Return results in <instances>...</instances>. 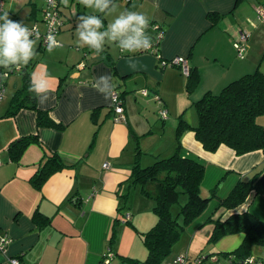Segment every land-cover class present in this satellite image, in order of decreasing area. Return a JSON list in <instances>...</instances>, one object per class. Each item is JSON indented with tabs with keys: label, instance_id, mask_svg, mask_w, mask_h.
Here are the masks:
<instances>
[{
	"label": "crops",
	"instance_id": "1",
	"mask_svg": "<svg viewBox=\"0 0 264 264\" xmlns=\"http://www.w3.org/2000/svg\"><path fill=\"white\" fill-rule=\"evenodd\" d=\"M27 5L33 8L29 18L37 19V0H27ZM125 10L142 12L150 24L164 29L160 55L166 61L186 58L200 73L199 85L188 95L187 78L180 69L171 65L162 68L154 54L131 56L138 66L130 70L126 64L130 54L121 53L114 44L106 45L99 56L87 47L77 46L83 50L81 59L76 58L80 66L76 69L78 64L74 60L72 72L51 75L56 78L52 81L55 99L44 108L37 104L39 110L48 112L54 122L63 125L62 130H56L38 127L36 111L29 109L14 117H2L22 85L17 73L18 81L7 80V98L0 101V238L8 236L10 243L6 252L0 251V264H11V259H18L21 264H102L116 221L120 224L130 219L140 228L130 213L128 201H124L131 189L138 186L131 180L137 143L143 152V166L152 164L157 156L173 155L178 145L179 117L183 115L195 126L197 123L186 116L194 102L207 92L218 94L232 81L261 66L254 48L258 24L264 22L259 14L264 11V0H131ZM60 13L62 21L64 16L70 19L63 11ZM76 13L78 17L83 15ZM105 18L106 26L111 21L110 17ZM148 32L151 37L155 34L151 28ZM241 32L248 35L244 59L237 57L233 47V39L236 42ZM42 50L39 43L37 52ZM105 74L111 75L114 91L124 94L125 121L115 120L112 96L105 100L94 87L96 79ZM144 90L149 93L147 97L143 96ZM162 108L168 110L166 120L160 116ZM30 135L38 136L41 145L31 144L19 160L13 161L9 145ZM181 146L183 157L197 158L206 168L218 169L216 180L202 184V195L229 180L225 182V196L218 188V196L225 198L240 179H249L248 176L264 169L263 150L238 156L222 145L217 152L210 153L191 130L182 135ZM52 153H58L67 167L48 178L39 190L31 179L46 155ZM72 196L75 198L70 201ZM259 197L264 202V196L252 194L236 212L250 211L264 220V205L261 212L253 209ZM78 199L81 207L76 206ZM152 203L154 211L153 200ZM36 212L50 218L51 223L39 227L34 221ZM221 214L230 213L221 210L216 218ZM240 236L239 243L243 238ZM146 255L147 252L138 260H144ZM252 255L253 259L263 261L264 247H253Z\"/></svg>",
	"mask_w": 264,
	"mask_h": 264
},
{
	"label": "trees",
	"instance_id": "2",
	"mask_svg": "<svg viewBox=\"0 0 264 264\" xmlns=\"http://www.w3.org/2000/svg\"><path fill=\"white\" fill-rule=\"evenodd\" d=\"M117 1L114 0V3ZM59 7L60 0H57L58 11L60 10ZM59 14L61 17L60 12ZM213 16L211 15V17ZM105 17L101 16L104 23ZM160 28L162 27L160 26ZM155 35L152 37V44ZM39 43L42 48L40 41ZM244 46L245 43L243 50L245 49ZM154 55L159 58L162 68L168 65L177 67L171 64L173 59L166 61L162 58L160 44L157 45V52ZM237 56L241 59L244 58L243 52L240 56L238 50ZM32 66L33 64L29 63L27 66L9 71L20 75L22 85L14 93L6 113L2 117H14L21 110L29 109L36 111L38 127L62 130L63 125L54 122L48 112L38 109L35 94L29 91ZM113 69L115 70L114 67ZM4 71L6 70L1 69L0 73ZM185 77L187 78L186 89L188 95H191L199 85L200 73L197 68L190 66V74ZM7 80L8 78L1 80L4 87ZM116 92L122 102L124 94ZM157 97L155 96V98ZM159 99L160 101L156 100L159 104H163L162 99L160 97ZM122 106L124 107L123 102ZM192 107L196 109L198 122L195 126H191L183 115L179 117L176 129L178 145L173 155L169 157L157 156L152 164L143 166L140 161L143 152L137 143V157L132 167L131 180L133 185H140L144 196L154 201L157 222L146 233H139L147 247L146 258L138 260L122 256L124 264H161L172 255L182 232L196 219L206 215L208 211H210L209 215L200 227L207 224L213 225L211 242L217 243L223 238L235 234L244 235L240 246L235 251L225 254L230 260V264H245L247 260L253 259V247H264V220L259 219L250 211L236 212V209L245 204L252 194L264 196V169L256 173L251 179H240L225 198L218 196V186L212 189L210 194L202 195L205 164L197 158L183 157L180 154L182 135L187 130L193 131L196 140L210 153L217 152L222 145L233 149L238 156L258 150L264 151V124L259 121V118L264 116V73L258 67L255 72L245 74L226 85L218 94L207 92L200 100L194 102ZM163 109L165 108L160 110V116ZM31 144L41 145L38 136L30 135L13 141L8 147L11 159L13 161L19 160ZM66 167L67 165L58 153L47 154L32 177V184L40 190L48 178ZM74 198L75 196H72L70 201ZM81 205L82 203L78 199L76 206L81 207ZM221 210L230 214L226 216L221 214L216 218ZM34 221L39 227L51 223L50 218L43 216L40 212H36ZM130 221V219H126L124 222L131 224L136 229ZM118 222L116 221L112 228L107 251L102 257V264H106L105 262L112 259L110 255L113 254V247L116 243ZM207 259H210V256L199 259V263L204 264ZM254 260L257 264H264V261Z\"/></svg>",
	"mask_w": 264,
	"mask_h": 264
},
{
	"label": "rangeland",
	"instance_id": "3",
	"mask_svg": "<svg viewBox=\"0 0 264 264\" xmlns=\"http://www.w3.org/2000/svg\"><path fill=\"white\" fill-rule=\"evenodd\" d=\"M37 3V19L29 18V15L32 12L33 8L31 5H27V0L7 1L1 15L4 12H8L9 17L12 20H21L29 28L37 26L39 32H41L42 34H46L48 31V25L45 21H42V19L44 18V11L47 8V2L46 0H37ZM115 4L118 6V12L125 11L127 1L118 0ZM59 8V12L63 11L70 18L69 20H67L68 18L66 19L65 16L63 17V21L66 23L61 26V32L57 34L59 41L60 38H62V41H60L61 47L56 48L51 54L48 53L47 49L42 48L43 50L38 53V56L30 62L33 64V66L35 65L34 67L32 66V69L34 68L33 71H36L37 73L47 71L50 75H53L57 72L62 71L63 73L64 71L65 73L72 72L74 70V60L75 64H78V61L82 57L81 55H83V50H80V48L77 47L80 45L76 36V24L78 21V18L76 19V17H78V13L76 12L80 11L84 15L92 14V10L84 8L79 3V0H67V4L64 3V0H60ZM109 17L111 21L113 19V16H108V19ZM258 26L259 30L255 34L256 38L254 52L257 62L260 61L259 65L261 64L260 70L264 72V22H259ZM247 41L245 42V49L243 50L244 58L246 56L245 52L247 48ZM237 42L238 41L234 42L233 39V47L236 52ZM38 45L39 41L37 43V46ZM77 57H79L78 61L76 60ZM237 57L241 59L239 56ZM40 65H44L46 67H40ZM79 66L80 65L78 64L75 66V68L77 69ZM11 71H14V69ZM9 79L11 83H14L15 80L19 79V76L15 73H10L8 80ZM7 90V87H2L0 83V101L7 98ZM8 93L9 95H11L12 91L10 90L8 91ZM186 116L189 117L191 122H198L197 112L194 107L187 110ZM259 121L264 124V116L260 117ZM217 175V168L213 166L212 168H206L202 184L205 183V185H207L212 183ZM231 176L235 178V175L231 174ZM251 177L253 176H248V178L250 179ZM228 181L225 182L228 183ZM225 182L222 183L219 188V193L221 195L226 194L224 193L226 187ZM260 199L261 198L259 197L256 203L253 205V209H257L259 212H261L264 205V202L261 203ZM124 201H128L130 213L134 214L135 224L139 223L140 228H146L144 231L150 229L156 223L157 215L153 211L152 200L142 194L140 185H138L136 189H131L130 196L128 197V199H124ZM208 215L209 214L196 219L184 232H182V236L178 243L175 245L172 255L161 264H168V262L170 261L174 262L180 257L185 258V262H182L180 264H200L199 259L207 258L209 256L210 259H207L204 264H230V260L225 254L235 251L242 243L244 235L235 234L232 236H227L217 243L211 242L210 237L212 233V224H207L203 227H200L201 223ZM136 227L137 228L135 229L131 224L127 223H120L117 226L116 243L113 247L114 251L113 254H111L112 259L110 260L109 264H124L123 257L121 255L115 254L116 252L122 254L125 257L133 256L134 259H142L145 257L147 247L139 236V233L144 231L138 228V225H136ZM240 235H242L243 238H241V242L239 243L238 239H240Z\"/></svg>",
	"mask_w": 264,
	"mask_h": 264
},
{
	"label": "clouds",
	"instance_id": "4",
	"mask_svg": "<svg viewBox=\"0 0 264 264\" xmlns=\"http://www.w3.org/2000/svg\"><path fill=\"white\" fill-rule=\"evenodd\" d=\"M64 3L67 4V0H64ZM79 3L92 10V14L78 17L76 36L79 45L87 47L99 56L106 45L115 44L121 53L130 54L126 64L130 70H136L138 62L131 59V56L152 48L148 16L139 11L118 12L114 0H79ZM101 16H113V19L105 26ZM39 39L40 34L35 27L29 28L21 20H12L8 12L0 15V67L6 70L0 78H6L9 71L27 66L35 59L38 56ZM46 41L50 54L61 47L54 33L50 32ZM55 79L47 71H33L31 74L29 91L35 94L39 107L44 108L50 100L55 99L53 93L56 89L52 83ZM94 87L105 100L109 99L115 90L109 74L98 77Z\"/></svg>",
	"mask_w": 264,
	"mask_h": 264
},
{
	"label": "built area",
	"instance_id": "5",
	"mask_svg": "<svg viewBox=\"0 0 264 264\" xmlns=\"http://www.w3.org/2000/svg\"><path fill=\"white\" fill-rule=\"evenodd\" d=\"M7 1H9V0H0V15H1L2 10H3L5 3ZM16 1H21V0H16ZM126 1L129 2L131 0H126ZM46 2H47V8L44 11V21L48 25L47 33L42 34L41 32H39L37 26H34L35 29L40 34L39 41L41 42V46L43 49H47V41H46L47 35L50 32L54 33L56 35L57 40H58L57 34H59V30H60L61 26L63 25L59 11L57 10V1L56 0H46ZM259 14H260V18L263 20L264 19V11L261 10ZM149 28L153 29V31L156 34L155 35L156 37H155V40L153 41L152 48L149 51H147V53L155 54L157 52V45L160 44L162 39L164 38V30L162 28H160V26H156V25H152ZM247 39H248L247 33L241 32L239 35V39L237 40L238 42L236 44V48L240 52V56L242 55V52H243V44L247 41ZM171 64L179 67L184 76H188L190 74V66H189V63H188L186 58L175 57L172 60ZM163 65H166V63H163ZM4 72L0 73V76H2V74ZM9 74H10V72H8V76L6 78H9ZM1 80H2V78H0V83H1V86L3 87ZM143 95L147 96L148 92L146 90H144ZM156 99H158L160 101L159 97H157ZM112 100H113V105H114L115 112H116L115 120L117 122L125 121L126 120L125 119V109L122 106V102L119 99V95L116 91H114L112 94ZM161 117L164 120H166L168 118V111L163 109L161 111ZM1 164L2 163L0 161V166H1ZM104 167L109 168V164H105ZM9 243H10V239L8 236L1 237L0 238V251L6 252V248H7V245ZM110 258H112V255H110ZM10 262H11V264H21L18 259H11ZM109 262L110 261H107L105 263L109 264ZM182 262H185L184 257H180L177 260H175L174 262H169L168 264H180ZM245 264H257V263L255 262L254 259H249L245 262Z\"/></svg>",
	"mask_w": 264,
	"mask_h": 264
}]
</instances>
